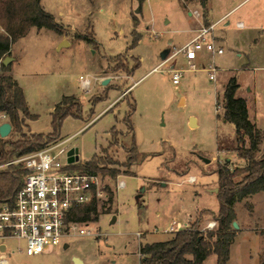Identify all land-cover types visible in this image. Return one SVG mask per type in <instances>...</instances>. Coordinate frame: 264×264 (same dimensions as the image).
<instances>
[{
	"label": "rangeland",
	"instance_id": "374dc122",
	"mask_svg": "<svg viewBox=\"0 0 264 264\" xmlns=\"http://www.w3.org/2000/svg\"><path fill=\"white\" fill-rule=\"evenodd\" d=\"M180 1L143 0L139 5L136 0H40L63 31L59 35L55 30L31 28L12 46L17 59L9 53L13 61L7 66L12 67L35 119L23 120L19 130L12 126L7 137L0 138V147L7 151L11 142L52 133L51 114L56 104L62 97H74L81 103L80 116L65 117L58 130L60 138L48 145L64 141L62 147L67 151L77 149L79 159L74 166L96 155L107 161L106 169L116 173L100 175L106 190L96 202V218L83 223L88 234L66 239L40 256L23 255L18 250L23 248L22 241H6L7 252L13 251L9 264H75L77 258V264H139V247L170 239L173 235L164 230L172 221L182 223L200 209L188 221L191 225L203 208L218 210L216 193L208 192L218 189L216 165L228 159L230 170L245 166L234 149V127L222 121V96L229 78L234 77L239 85L235 97L245 99L249 120L264 130V36L250 32L254 26L264 28V0H206L205 9L211 1L215 19L234 9L213 29L215 46L224 49V54L215 57L214 66L220 72L216 69L213 81L203 68L211 63L209 53L198 54L193 62L196 69L182 62L180 54L175 55L176 48L191 39L189 29L200 24L194 13L186 15ZM193 4L200 16L202 3ZM139 18L149 31L139 25ZM239 21L244 28L235 27ZM224 32L226 44L221 42ZM60 36L66 42L72 40L71 45L56 49ZM134 36L140 40L132 45ZM167 47L170 53L166 61L172 70L183 71L178 85L171 84L172 70L156 67ZM101 68L103 72L96 78L111 79L103 90L93 82ZM80 76L91 81V91L81 90ZM137 80L126 99L106 109L116 97L126 95ZM129 103L134 104L133 111ZM191 118L194 126H190ZM6 122L7 117L0 115V125ZM131 145L146 154L141 163H129L124 148ZM263 154L264 141L258 156ZM202 158L209 160L208 164ZM61 159L65 161L64 156ZM118 182L125 188L117 190ZM108 190L112 193L110 202ZM235 216L237 226L241 224L260 240L254 238L240 246L241 250H234L229 264H253L254 259L260 262L264 255L260 235L264 230V192L238 203ZM209 220L206 218L201 227ZM249 252L254 257L250 260ZM204 264H215L214 256Z\"/></svg>",
	"mask_w": 264,
	"mask_h": 264
},
{
	"label": "trees",
	"instance_id": "16d2710c",
	"mask_svg": "<svg viewBox=\"0 0 264 264\" xmlns=\"http://www.w3.org/2000/svg\"><path fill=\"white\" fill-rule=\"evenodd\" d=\"M139 5L143 0H136ZM187 2L205 3L206 0H185ZM206 4V3H205ZM205 7L202 10L203 19L206 22ZM134 25L137 20L133 18ZM31 28L48 29L62 34L60 26L53 17L47 13L40 4V0H0V115L7 117L11 126L19 130L23 120H34L35 116L29 111L26 104L23 90L18 86L11 75H8V66H3L2 61L10 53L11 46L27 35ZM76 38L82 36L76 35ZM87 40H89L87 38ZM140 37L134 36L132 45L139 42ZM90 41V40H89ZM93 43V42H92ZM133 67V71L138 69ZM239 85L234 77L227 80L223 91L222 121L231 124L235 132V152L237 157L244 161L241 168L230 170L228 161L223 165H216L219 207L216 212L201 210L196 220L189 228L178 230L173 236L156 243H146L139 247V264H202L211 254L216 256V264H227L230 255V246L237 236V231L232 228L236 222L235 206L245 198L264 192V154L258 156L260 145L264 141V130L256 127V124L249 120L245 99L236 98ZM81 103L74 97H62L56 104L51 121L53 131L50 134H32L22 141L10 143V149L4 150L0 147V165L8 164L26 153L40 150L60 137L58 130L65 117L80 116ZM130 111L134 110V104L129 103ZM128 129L131 130L128 116H126ZM116 137L114 129H110ZM129 163H141L146 154L137 152L134 145L124 148ZM107 161L94 155L90 161L79 163L70 168L71 171L89 172L94 175L113 176L115 170L106 169ZM26 171L20 165L8 164L0 170V202H10L21 189ZM108 202L112 200V193L108 190ZM97 200L76 207L70 215V219L79 222L93 221L97 216ZM215 221L216 227L210 231H201L202 224L209 218ZM264 246V230L260 231ZM260 264H264V255Z\"/></svg>",
	"mask_w": 264,
	"mask_h": 264
},
{
	"label": "built area",
	"instance_id": "2783aa9c",
	"mask_svg": "<svg viewBox=\"0 0 264 264\" xmlns=\"http://www.w3.org/2000/svg\"><path fill=\"white\" fill-rule=\"evenodd\" d=\"M197 16L198 13L195 11ZM215 25L204 27L198 34L185 45L176 49L175 55H182L191 69H196L194 61L200 52H208L212 61L207 71L208 79L214 80L217 67L213 58L224 54V49L215 46ZM242 27L237 22L236 28ZM183 71L173 69L170 73L171 84L178 85ZM81 90L90 89V80L79 77ZM1 118H5L1 115ZM64 141L56 145L46 147L24 154L8 164H17L27 173L12 201L0 202V264H8L6 241L19 240L23 242V248L18 249L25 256H40L50 248H55L65 243L66 239L76 235L88 234L86 225L82 222L70 219V215L76 207L88 204L92 198L97 201L104 195L106 188L101 186L100 175L89 172L71 171L76 164L68 163V154L62 147ZM65 161H62V157ZM81 163V162H80ZM8 164L0 165V169ZM193 179L189 180L192 183ZM117 190L125 188L123 182L116 184ZM175 228L170 227L164 233H175L190 227L179 224ZM216 227L215 221H209L201 231H210ZM140 239L141 235L136 234ZM66 246V245H65Z\"/></svg>",
	"mask_w": 264,
	"mask_h": 264
},
{
	"label": "crops",
	"instance_id": "0c3cea01",
	"mask_svg": "<svg viewBox=\"0 0 264 264\" xmlns=\"http://www.w3.org/2000/svg\"><path fill=\"white\" fill-rule=\"evenodd\" d=\"M181 2V5H182V7H183V9H184V11L185 12H187L186 13V15H188V16H190L192 13H194L195 12V10H197V7H196V5H194L193 4V2H187V1H185V0H181L180 1ZM234 9H232L231 11H229V12H227V13H225V14H223V15H221V17L220 18H218V19H215V16H214V8H213V4H212V2L210 1V3L208 4V10H207V12H206V22H207V25H205L204 24V21H205V19H203V16H202V13H201V15L199 16V15H197L198 17H199V19H200V24L199 25H197L195 28H193V29H189V33H191L192 35V37H191V39L192 38H194L197 34H198V31L199 30H201L202 28H204L205 26H210V25H215L214 26V28L216 27V26H218L221 22H222V20L224 19H226V18H228L229 16V14L233 11ZM197 12V11H196ZM198 13V12H197ZM139 20H140V23L141 24H139L141 27H145V30L146 31H149V26L147 25V23H143L142 21H141V19L139 18ZM223 20V21H224ZM239 22H241V21H239ZM242 23V27H240V28H238V29H242V28H244V23L243 22H241ZM165 24H169V22H165ZM235 27H236V25H235ZM132 28H133V24H132ZM132 30V29H131ZM140 30V29H139ZM30 31V30H29ZM250 32H252V33H258V34H261V37H263L264 36V28H261L260 29V27H258V26H254V27H251L250 28ZM28 34V33H27ZM26 36V35H25ZM61 37V36H60ZM224 37H225V39L224 40H221V42L223 43V44H226V35H225V32H224ZM191 39H189V40H191ZM66 42L65 40H63V38L61 37V40L59 41V43H58V45L61 43V42ZM71 42H72V40L70 41H68V42H66L67 43V45L66 46H70L71 45ZM188 43V42H187ZM171 44H172V41L171 42H169L168 43V45L169 46H171ZM14 45V44H13ZM12 45V46H13ZM58 45H57V48L56 49H58ZM12 46H11V48H10V53L12 54ZM181 47V46H180ZM179 47V48H180ZM169 48L167 47V48H165L164 50H168ZM176 49H178V48H176ZM175 50V49H174ZM169 51V50H168ZM201 53V52H200ZM208 53V52H207ZM13 55V54H12ZM237 55H239V52L237 53ZM14 56V58H15V60L17 59L16 58V56L15 55H13ZM178 56V55H177ZM182 56V55H181ZM209 56V54L208 55H205L203 58H204V60H207L208 57ZM211 57V56H210ZM217 57V56H216ZM198 58V57H197ZM211 59V61H212V57L210 58ZM141 60V59H140ZM167 60V59H166ZM166 60H161V58H160V61L157 63V65H156V67H162L163 69H166V71H168V70H172V67H171V64H169ZM182 62H186L185 61V59L183 58V56H182ZM214 60H215V57L213 58V63H214ZM201 66H203V64H201ZM104 68V67H103ZM103 68H101L102 70H101V72L100 73H98L97 75H95V77L93 78V82H95V85L96 86H98L99 87V90L101 89V90H103V89H105V86L106 85H109V80H111V79H109V78H96V76H99L102 72H103ZM155 69V68H154ZM218 69V68H217ZM244 69H246V68H244ZM11 70H12V67H10V69H9V72H10V75L13 77V75H12V72H11ZM218 72H220L219 71V69H218ZM133 78V77H132ZM13 79H14V77H13ZM141 79V78H140ZM139 79V80H140ZM15 80V79H14ZM105 80H108V82L105 84V85H103V82H105ZM139 80H137L136 82H134L133 83V86H131V88L127 91V92H125V94L126 95H123L122 96V98H119V97H116L113 101H111V103L106 107V109L107 108H109V107H111L112 105H114V104H117V103H119V101H121V100H123L124 98L126 99V96L127 95H129V94H131V90L136 86V84L139 82ZM16 81V80H15ZM104 87V88H103ZM22 89V88H21ZM91 89H92V83H91V81H90V91H91ZM94 89V88H93ZM23 90V89H22ZM123 92H124V90H123ZM23 93H24V91H23ZM87 94V93H86ZM78 96V95H77ZM106 109L105 110H103L102 112H100L99 114H97L94 118H93V120L95 119V118H97V117H99L100 115H102L105 111H106ZM160 185H162V186H166V184H164V183H160ZM210 190H213L214 191V189H208V192L210 191ZM204 209V208H203ZM197 210H200V209H196L195 211H194V213H193V215L195 214V212L197 211ZM213 212H216L217 210H212ZM193 215H190V216H188V219L186 220V221H184V222H179V221H172L170 224H169V226L165 229V230H167L168 228H170V227H176L177 225H173V223H175V224H179V225H181V226H189L190 225V223L188 222L189 220H191V219H193ZM238 226H239V230L237 231L238 233H237V236L235 237V239H234V242L231 244V246H230V255H229V260H228V262H227V264H229V262L232 260V257H233V253H234V250H238V249H240V246H241V248L243 247V245H246L250 240H252V239H257V240H260V237L259 236H257V235H255V234H253L252 232H249V231H247L246 230V228H242V225L241 224H239L238 223ZM166 234H170V235H173L172 233H166ZM262 239V238H261ZM166 240H168V239H166ZM165 240V241H166ZM152 243H156V242H152ZM150 244V243H149ZM244 249V248H243ZM241 250V249H240ZM240 253H241V251H240ZM212 256H214V261H215V264H216V256H215V254H211L202 264H204L210 257H212ZM248 258H249V260L250 259H252V258H254L252 255H251V252H249L248 253ZM8 264H9V261H8ZM250 264H252V263H250ZM253 264H260V262L257 260V259H254V262H253Z\"/></svg>",
	"mask_w": 264,
	"mask_h": 264
},
{
	"label": "water",
	"instance_id": "95a60500",
	"mask_svg": "<svg viewBox=\"0 0 264 264\" xmlns=\"http://www.w3.org/2000/svg\"><path fill=\"white\" fill-rule=\"evenodd\" d=\"M205 7V3L201 4V8L203 9ZM139 12V8H137L135 10V13ZM67 43L66 42H61L59 45H58V48L61 47V46H66ZM170 51L168 50H164L161 54H160V58L161 60H166L167 59V56L169 55ZM13 61V58L10 57V56H6L5 59L1 62L2 65L5 67L7 66L10 62ZM108 82V80H105V82H103V85H105L106 83ZM195 123H194V119L191 118L190 119V126H194ZM11 129H12V126L9 122H6V123H3L0 125V138L3 139V138H6L7 135L11 132ZM68 154V163H74V161H78L79 157H78V153H77V149H74V150H69L67 152ZM202 161L205 163V164H208L209 160H206V159H203L202 158ZM228 161V159L226 160ZM144 191V188H142L141 192H140V196L138 197H141L142 195V192ZM218 189H214V192L217 193ZM138 197L136 199H138ZM116 221L115 217H112V221L111 223H114ZM232 228L234 230H237L238 229V226H237V223L236 222H233L232 223ZM66 247V246H64ZM78 259V258H77ZM77 259H74V263H75V260ZM79 260V259H78ZM76 264V263H75Z\"/></svg>",
	"mask_w": 264,
	"mask_h": 264
},
{
	"label": "bare ground",
	"instance_id": "6f19581e",
	"mask_svg": "<svg viewBox=\"0 0 264 264\" xmlns=\"http://www.w3.org/2000/svg\"><path fill=\"white\" fill-rule=\"evenodd\" d=\"M75 263H76V264H77V263H80V260H78V259H77V260H75Z\"/></svg>",
	"mask_w": 264,
	"mask_h": 264
}]
</instances>
